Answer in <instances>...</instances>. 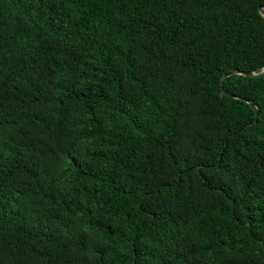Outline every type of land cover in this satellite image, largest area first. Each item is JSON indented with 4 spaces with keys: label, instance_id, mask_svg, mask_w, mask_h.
<instances>
[{
    "label": "trees",
    "instance_id": "obj_1",
    "mask_svg": "<svg viewBox=\"0 0 264 264\" xmlns=\"http://www.w3.org/2000/svg\"><path fill=\"white\" fill-rule=\"evenodd\" d=\"M262 6L0 0V264H264Z\"/></svg>",
    "mask_w": 264,
    "mask_h": 264
},
{
    "label": "water",
    "instance_id": "obj_2",
    "mask_svg": "<svg viewBox=\"0 0 264 264\" xmlns=\"http://www.w3.org/2000/svg\"><path fill=\"white\" fill-rule=\"evenodd\" d=\"M260 14L264 17V6H262L260 8ZM233 76H244V77H248V78H264V69L260 72V73H244V72H239V71H233L231 73H229L227 76H225L222 79L221 82V90L223 92V94L227 97L233 98V99H237L235 96L228 94L224 91V83L225 80L233 77ZM249 104V106L256 112V116L259 117L260 112H259V108H257L256 106H254L253 103L247 102Z\"/></svg>",
    "mask_w": 264,
    "mask_h": 264
}]
</instances>
